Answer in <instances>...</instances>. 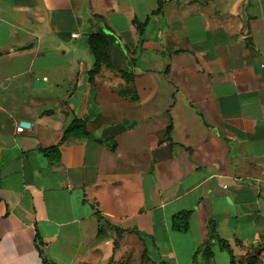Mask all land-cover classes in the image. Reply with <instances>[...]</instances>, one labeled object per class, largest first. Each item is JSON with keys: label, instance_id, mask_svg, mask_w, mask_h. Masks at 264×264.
Returning <instances> with one entry per match:
<instances>
[{"label": "crops", "instance_id": "obj_1", "mask_svg": "<svg viewBox=\"0 0 264 264\" xmlns=\"http://www.w3.org/2000/svg\"><path fill=\"white\" fill-rule=\"evenodd\" d=\"M74 116L90 137L61 141ZM209 221L235 255L264 240V0H0V264H43L37 232L48 264H229Z\"/></svg>", "mask_w": 264, "mask_h": 264}, {"label": "trees", "instance_id": "obj_2", "mask_svg": "<svg viewBox=\"0 0 264 264\" xmlns=\"http://www.w3.org/2000/svg\"><path fill=\"white\" fill-rule=\"evenodd\" d=\"M162 6V1H159L158 7L155 10V12L159 11ZM133 23L135 24L138 34L140 36V41L142 40L141 36L143 33V27L145 25L144 22H140L136 19L133 20ZM113 42V36L110 33L104 32L103 30H97L95 32H92L88 34L87 37V45L89 48L90 53L93 56V63L91 68L87 71V80L89 82H92L94 79V76L99 72L101 69V66L103 64L110 66L114 68V65L112 63L111 57H110V47ZM122 77L127 81L130 82L132 79V72L128 71H121ZM86 121L87 117H78L74 116L73 119L70 121L69 124H67L62 132L61 141H64L68 137H90V133L87 130L86 127ZM170 126L167 127V135L170 137ZM115 143L111 142L109 145V149L111 151L115 150ZM42 153L44 156L50 161L57 160L59 157V149L58 145H51L45 148H41ZM190 210H183L180 212L175 213L171 217V228L175 231L179 232H185L188 229V219L191 215ZM97 218H98V229H97V236H101L105 233L107 227L110 226V224L107 222V220L97 212ZM117 233H120L121 229L114 227ZM213 240H216L219 244V247L222 250H225L229 254V264H235V254L233 253V250L231 249L229 243L221 238H218L215 234V228L212 224V221H209V236L208 240L203 244V247H199L197 251L202 250L203 254L206 256L211 255V243ZM41 244L42 240L38 234L36 233L35 236V246L37 250L39 251V254L41 256L43 264H48L47 258L45 257L43 251L41 250ZM145 251L142 252L141 257L144 258ZM114 264L118 263L117 261H114L112 258L106 263V264Z\"/></svg>", "mask_w": 264, "mask_h": 264}, {"label": "rangeland", "instance_id": "obj_3", "mask_svg": "<svg viewBox=\"0 0 264 264\" xmlns=\"http://www.w3.org/2000/svg\"><path fill=\"white\" fill-rule=\"evenodd\" d=\"M127 113L129 110L127 108L124 109ZM159 248L154 249L155 252H153V248L150 249L152 251V258L154 260H157L159 258L158 254L161 251H158ZM156 250L158 253H156ZM143 259V258H142ZM118 263L114 264H143V261H138L136 258L126 261H117ZM110 264V263H109ZM155 264V263H152ZM235 264H264V240H262L258 245L249 247L244 252H240L239 254L235 255Z\"/></svg>", "mask_w": 264, "mask_h": 264}, {"label": "built area", "instance_id": "obj_4", "mask_svg": "<svg viewBox=\"0 0 264 264\" xmlns=\"http://www.w3.org/2000/svg\"><path fill=\"white\" fill-rule=\"evenodd\" d=\"M75 35H76V34L73 33V36H75ZM17 130H18V131L22 130V127H21V126L17 127Z\"/></svg>", "mask_w": 264, "mask_h": 264}, {"label": "water", "instance_id": "obj_5", "mask_svg": "<svg viewBox=\"0 0 264 264\" xmlns=\"http://www.w3.org/2000/svg\"><path fill=\"white\" fill-rule=\"evenodd\" d=\"M23 124L26 125V126L28 125V123H25V122Z\"/></svg>", "mask_w": 264, "mask_h": 264}]
</instances>
